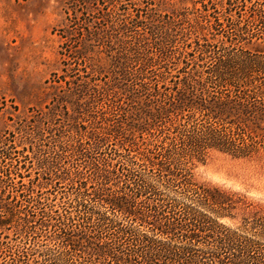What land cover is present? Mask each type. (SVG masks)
I'll list each match as a JSON object with an SVG mask.
<instances>
[{"label": "trees", "instance_id": "1", "mask_svg": "<svg viewBox=\"0 0 264 264\" xmlns=\"http://www.w3.org/2000/svg\"><path fill=\"white\" fill-rule=\"evenodd\" d=\"M88 1L73 0L76 17L75 6ZM195 2L201 7L192 15L185 9L165 21L192 23L201 35L185 44L181 65L170 33L155 42L157 63L137 58L134 110L108 103L110 118L101 116L105 125L89 132L73 118L72 130L93 142L90 154L109 155L86 165L96 189L89 191L79 171L77 180L70 169L56 171L66 152L84 157L83 142L50 145L62 150L54 159L32 151L43 170L34 177L28 153L0 150V264H264V206L193 177L196 162L212 150L233 158L264 150V0ZM119 74L121 83L131 76ZM106 90H98L99 100L111 99ZM122 119H131L129 128ZM42 133L32 136L42 140ZM127 134L138 147L134 140L121 152L109 143ZM54 175L72 181L59 200L44 195L56 187ZM112 183L119 189L107 190Z\"/></svg>", "mask_w": 264, "mask_h": 264}, {"label": "rangeland", "instance_id": "2", "mask_svg": "<svg viewBox=\"0 0 264 264\" xmlns=\"http://www.w3.org/2000/svg\"><path fill=\"white\" fill-rule=\"evenodd\" d=\"M195 1L89 0L86 5L75 6L76 17L73 0H0V136L6 138L0 150L7 149L15 155L28 153L30 158L26 161L32 163L27 174L34 177L43 170L37 165L38 155H32V151L38 154L40 148L42 156L54 159L62 150L57 147L56 154L50 145L83 142L84 157L66 152L67 158H57L56 171L64 175L70 169L74 180L79 178L74 172L79 171L87 178L89 191L96 189L92 182L94 169L86 165L94 158L100 160L109 155L103 150L90 154L93 142L87 133L82 139L72 130L73 118L85 124L89 132L104 123L101 116L110 118L108 103L116 101L122 112L134 110L131 90L140 69L137 58L144 56L157 63L155 42L167 33L176 40L170 49L178 58L177 66L181 65L180 53L185 44L193 45L201 35L197 33L195 38L192 23L176 21L175 25H167L165 21L168 14L185 9L192 15L195 7H201ZM71 53L76 56L74 59ZM125 70L131 72L130 78L118 82L115 76L120 77L119 72ZM106 82L110 84L108 88ZM102 87L111 99H98ZM56 103L58 107L54 108ZM74 107L81 108L84 114L73 112ZM122 120L123 127L129 128L131 119ZM39 128L42 140L32 136ZM129 134L126 138L110 136L109 143L125 152L121 145L135 140ZM56 136L59 142H54ZM135 141L138 147L139 139ZM193 177L200 183L239 192L264 206V150L252 158H233L212 150L204 162H196ZM51 180L56 187L44 188V195L56 194L59 200L72 190L70 178L54 175ZM107 188L119 189L115 183Z\"/></svg>", "mask_w": 264, "mask_h": 264}]
</instances>
